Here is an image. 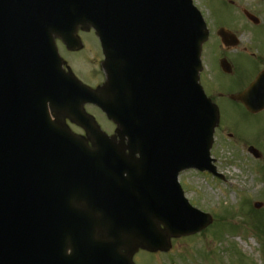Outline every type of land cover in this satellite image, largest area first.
Returning <instances> with one entry per match:
<instances>
[{
	"label": "water",
	"instance_id": "obj_1",
	"mask_svg": "<svg viewBox=\"0 0 264 264\" xmlns=\"http://www.w3.org/2000/svg\"><path fill=\"white\" fill-rule=\"evenodd\" d=\"M80 25L93 26L102 46L108 82L98 91L62 73L53 43L57 37L77 50ZM218 35L236 46L223 30ZM206 39L190 0H0V264H80L84 257V264H133L138 248L167 251L170 237L210 223L177 183L188 168L215 174L209 151L218 112L197 84ZM126 41H142V69L113 53ZM133 79L142 95L126 89ZM145 81L179 99L167 129L147 130L142 107H120L131 97L145 103ZM232 98L252 113L262 110L264 70ZM86 103L117 124L125 147L100 132ZM48 108L83 128L94 149L52 122ZM65 169L77 178L63 182Z\"/></svg>",
	"mask_w": 264,
	"mask_h": 264
},
{
	"label": "rangeland",
	"instance_id": "obj_2",
	"mask_svg": "<svg viewBox=\"0 0 264 264\" xmlns=\"http://www.w3.org/2000/svg\"><path fill=\"white\" fill-rule=\"evenodd\" d=\"M192 1L209 32L203 53L207 70L201 74L200 81L204 88L208 82L207 85L218 90L205 88L220 112V125L210 154L223 178L197 171L180 173L178 180L186 200L209 214L210 224L197 234L170 238L166 253L140 250L134 253L133 260L135 264H264V111L248 115L219 95L238 93L263 70L264 0ZM245 12L257 19V25L246 18ZM220 29L232 33L238 40V46L232 49L234 53L229 54H234L238 63L239 73L235 77L224 76L217 69L215 58L225 53L223 49L218 51L220 46L222 48L217 36ZM90 30H77L82 40L75 51L66 50L57 38L54 41L63 61L62 68H69L83 83L96 88L104 84L106 75L101 67L103 56L99 44ZM208 50L212 55L217 52L214 58ZM85 56L91 58V63L83 60ZM230 56L228 60L232 62ZM93 70L98 74L95 81ZM84 109L104 133L114 134L115 125L99 109L90 105H85ZM51 119L55 120L53 116ZM65 125L85 137L69 120L65 119ZM228 134H232L235 143L229 142ZM249 146L261 154L260 159H254L247 152ZM254 203H261L262 207L255 209Z\"/></svg>",
	"mask_w": 264,
	"mask_h": 264
},
{
	"label": "flooded vegetation",
	"instance_id": "obj_3",
	"mask_svg": "<svg viewBox=\"0 0 264 264\" xmlns=\"http://www.w3.org/2000/svg\"><path fill=\"white\" fill-rule=\"evenodd\" d=\"M221 49H223V51H225V53L222 55V56H220V57H216L215 58V61H216V63H217V69H218V71L222 74V75H224V76H227V77H235L238 73H239V68H238V63L236 62V60L233 58V56L232 55H234V54H232L231 56L229 55V54H231V53H234L233 52V50L230 48V47H228V46H223L222 45V48H221V46L219 47V49H218V51H220ZM207 51V50H206ZM245 51V50H244ZM243 51V52H244ZM208 52H209V50H208ZM237 53V52H236ZM209 54L214 58V56H215V54H217V52H214V54L212 55V53H211V50H210V52H209ZM231 57V61L232 62H230L229 60H228V57ZM230 59V58H229ZM224 66L226 67V69H224ZM205 69L207 70V65H205ZM224 69V70H223ZM224 71H226L227 73H225ZM208 84V82H205V88L207 89V90H211V91H215V92H218V90L214 87V86H210V85H207ZM249 84H247L245 87H243L238 93H240V92H242L247 86H248ZM204 88V86H203V89H204V91H205V94H206V96H207V94H208V92H207V90ZM237 93V94H238ZM220 96H221V93L219 94ZM229 95H231V94H229ZM229 95H222L223 97H225L226 99H228L233 105H235L237 108H239V109H241V110H243L246 114H248V115H253L252 113H250V112H248L247 110H246V108L241 104V103H239V102H235V101H232L231 99H230V97H229ZM208 97V96H207ZM215 101H216V99H215ZM214 103H217V102H214ZM256 115V114H255ZM227 137H228V140H229V142L230 143H235L234 141H233V138H232V134H228L227 135ZM232 138V139H231ZM236 139H239V140H243L241 137H239V136H236ZM237 142H238V140H237Z\"/></svg>",
	"mask_w": 264,
	"mask_h": 264
},
{
	"label": "bare ground",
	"instance_id": "obj_4",
	"mask_svg": "<svg viewBox=\"0 0 264 264\" xmlns=\"http://www.w3.org/2000/svg\"><path fill=\"white\" fill-rule=\"evenodd\" d=\"M90 57L89 56H85L84 58H83V60H85V61H89L90 63H91V61H90ZM91 67H92V65H91ZM92 79L93 80H96L97 79V77H98V74L93 70L92 71Z\"/></svg>",
	"mask_w": 264,
	"mask_h": 264
}]
</instances>
